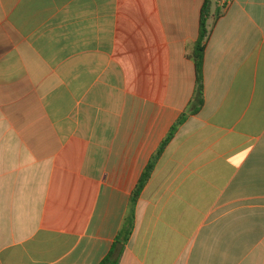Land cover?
I'll list each match as a JSON object with an SVG mask.
<instances>
[{
    "label": "crops",
    "instance_id": "1",
    "mask_svg": "<svg viewBox=\"0 0 264 264\" xmlns=\"http://www.w3.org/2000/svg\"><path fill=\"white\" fill-rule=\"evenodd\" d=\"M204 2L0 0V264L109 254L191 106ZM208 24L204 104L144 187L118 264H264V0H227Z\"/></svg>",
    "mask_w": 264,
    "mask_h": 264
},
{
    "label": "trees",
    "instance_id": "2",
    "mask_svg": "<svg viewBox=\"0 0 264 264\" xmlns=\"http://www.w3.org/2000/svg\"><path fill=\"white\" fill-rule=\"evenodd\" d=\"M217 3V8L213 11V2ZM227 0L223 2L222 0H205L203 7H202V15H201V22H200V32L199 36L195 45V49L191 58L195 63L196 68V89L194 96L191 100L190 108L182 113L174 125L171 127L167 136L162 140L160 146L156 150V152L152 155L149 163L145 167L137 186L135 187L134 191L132 192L131 199H130V207L129 213L127 216V222L125 223L122 230L119 232L117 236V240L109 252V254L103 259L100 264H118L120 258V250L119 245H123L126 243L133 231L134 228V221H135V209L136 204L142 194V191L148 181L150 180L153 172L155 171L157 164L163 155L167 145L172 141L175 137L178 129L183 125L189 115L194 114L199 111V109L204 104V95H205V82H204V62H205V49H206V42L208 36L210 34L211 29L209 28V20L214 18L216 19L221 14H223L224 9L226 8Z\"/></svg>",
    "mask_w": 264,
    "mask_h": 264
},
{
    "label": "rangeland",
    "instance_id": "3",
    "mask_svg": "<svg viewBox=\"0 0 264 264\" xmlns=\"http://www.w3.org/2000/svg\"><path fill=\"white\" fill-rule=\"evenodd\" d=\"M216 8H217V3L214 1V2H213V11H215Z\"/></svg>",
    "mask_w": 264,
    "mask_h": 264
},
{
    "label": "built area",
    "instance_id": "4",
    "mask_svg": "<svg viewBox=\"0 0 264 264\" xmlns=\"http://www.w3.org/2000/svg\"><path fill=\"white\" fill-rule=\"evenodd\" d=\"M224 2V0H222Z\"/></svg>",
    "mask_w": 264,
    "mask_h": 264
}]
</instances>
